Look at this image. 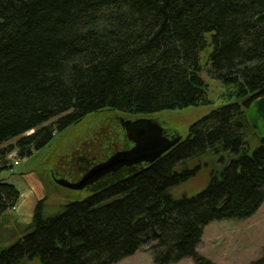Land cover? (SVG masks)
Here are the masks:
<instances>
[{
    "label": "trees",
    "instance_id": "trees-1",
    "mask_svg": "<svg viewBox=\"0 0 264 264\" xmlns=\"http://www.w3.org/2000/svg\"><path fill=\"white\" fill-rule=\"evenodd\" d=\"M207 45L228 101L153 162L106 174L56 213L39 198L29 222L12 216L19 190L0 179V226L9 217L18 227H8L0 264H114L144 246L155 264H214L196 251L203 226L264 200V138L246 114L264 95V0H0V169L10 151L30 155L91 112L144 118L207 102ZM111 153L87 157L80 173ZM202 155L218 166L208 184L174 197Z\"/></svg>",
    "mask_w": 264,
    "mask_h": 264
},
{
    "label": "rangeland",
    "instance_id": "rangeland-1",
    "mask_svg": "<svg viewBox=\"0 0 264 264\" xmlns=\"http://www.w3.org/2000/svg\"><path fill=\"white\" fill-rule=\"evenodd\" d=\"M210 49L207 45L200 52L199 58L200 75L207 88V102L164 109L144 117L155 120L168 136L178 135L185 138L190 124L228 101L225 95L227 87L208 72ZM127 117L126 113L117 109L104 108L88 113L78 123L55 134L49 143L34 149L30 155L20 157L14 150L18 156V164L14 165L9 160L10 166L0 169V179L15 185L19 190L16 204L10 209L12 216L17 221L29 222L35 202L42 197L45 198L43 201L46 213H56L59 205L66 200L85 197L88 194L86 187L71 189L57 184V171L70 180V172H75V176L82 174L80 168L86 165L87 157L101 158L104 151L107 153L128 148L123 145L124 133L126 134L123 121L142 118V115ZM15 140L16 138L9 139L2 146ZM132 144L133 142L130 146ZM212 161L208 155L190 161V166L199 164L198 171L185 181L172 186L171 194L180 197L202 190L209 182L210 169L218 167L217 164H212ZM8 227L18 228L15 220L12 221V218L8 217V223H2L0 226V245L7 244L10 239ZM196 251L214 264H264V200L252 214L244 218L212 219L206 223ZM26 264L39 262L34 259ZM114 264L155 263L147 246H144ZM171 264H193V260L186 257Z\"/></svg>",
    "mask_w": 264,
    "mask_h": 264
},
{
    "label": "water",
    "instance_id": "water-1",
    "mask_svg": "<svg viewBox=\"0 0 264 264\" xmlns=\"http://www.w3.org/2000/svg\"><path fill=\"white\" fill-rule=\"evenodd\" d=\"M246 114L257 134L264 138V95L248 107ZM123 123L127 137L133 142L130 147L112 152L75 180L59 177L55 178V182L67 188L82 189L123 166L153 162L181 140L178 135H166L160 125L149 118L125 120Z\"/></svg>",
    "mask_w": 264,
    "mask_h": 264
},
{
    "label": "built area",
    "instance_id": "built-area-1",
    "mask_svg": "<svg viewBox=\"0 0 264 264\" xmlns=\"http://www.w3.org/2000/svg\"><path fill=\"white\" fill-rule=\"evenodd\" d=\"M17 155H16V152L14 150L10 151L7 155H6V158L8 160H11L12 161V164L16 165L18 164V159H17Z\"/></svg>",
    "mask_w": 264,
    "mask_h": 264
},
{
    "label": "flooded vegetation",
    "instance_id": "flooded-vegetation-1",
    "mask_svg": "<svg viewBox=\"0 0 264 264\" xmlns=\"http://www.w3.org/2000/svg\"><path fill=\"white\" fill-rule=\"evenodd\" d=\"M56 177L59 178V177H64V176L59 174L58 171H57V176Z\"/></svg>",
    "mask_w": 264,
    "mask_h": 264
}]
</instances>
